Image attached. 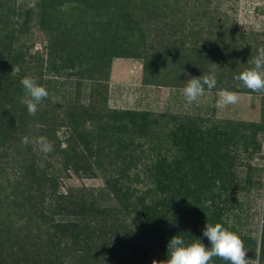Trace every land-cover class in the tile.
Returning a JSON list of instances; mask_svg holds the SVG:
<instances>
[{
	"label": "trees",
	"instance_id": "trees-1",
	"mask_svg": "<svg viewBox=\"0 0 264 264\" xmlns=\"http://www.w3.org/2000/svg\"><path fill=\"white\" fill-rule=\"evenodd\" d=\"M30 2L0 0V264H109L102 255L116 258L115 249L107 247L113 242L122 250L131 246L132 255L121 264H152L168 258L167 245L175 235L186 243L198 238L210 247L203 236L206 223H221L237 233L249 257L264 264V225L257 239L243 223L237 227L236 221L229 222L233 200L242 210L245 207L232 190L246 185L225 175L235 159L232 143L241 142L244 150L251 149L249 154L260 151V142L259 146L255 142L264 131V118L259 123L230 122L217 136L200 127L210 126V118L182 116L187 125L180 127L176 115L167 114L176 119L167 124L166 113L109 105L114 58H143L145 68L156 71L150 75L156 81L150 83L184 87L190 77L212 71L217 77L226 74L221 61L214 66L213 56L224 58L223 46L231 55L234 41L225 39L235 38L236 26L226 23L220 34L215 32L218 54L207 55L201 43L211 39L201 32L192 38L191 50L175 47L178 39L174 43L158 22L165 18L166 26L176 25L184 14L187 20L190 0ZM218 8L219 3L207 7L212 24ZM33 27L43 37L42 48L35 52L38 35ZM171 30L174 34L175 27ZM183 32L179 30L178 36L187 39ZM258 41L254 38L247 45L254 48L245 49L246 54L258 53ZM174 51L181 57L175 62L189 75L182 83L172 81L169 74L158 82L166 74H161V64L175 65ZM25 76L49 92L35 116L20 102ZM220 86L214 89H227ZM23 136L31 141L45 136L53 151L45 154L34 142L24 145ZM193 137L199 141L196 146ZM225 162L228 166L220 170ZM74 175L100 176L104 185H67L61 191V178ZM247 177L251 186L264 185L261 177ZM234 215L241 220L240 212ZM253 218L247 216L245 225ZM210 264L230 262L214 257Z\"/></svg>",
	"mask_w": 264,
	"mask_h": 264
},
{
	"label": "rangeland",
	"instance_id": "rangeland-1",
	"mask_svg": "<svg viewBox=\"0 0 264 264\" xmlns=\"http://www.w3.org/2000/svg\"><path fill=\"white\" fill-rule=\"evenodd\" d=\"M31 4L33 0H30ZM193 2H195L193 4ZM216 3H219V13L214 20V24L211 23V20L208 19L207 16V7L213 6ZM191 8L188 9L187 12V20L186 14H184L183 19L181 16L178 17L176 25H165V18H158V22L160 26H163V31L167 32V36L172 37L171 40L175 43V47H179V45H183L187 47L188 50L194 48V38L198 35V32H201L205 38H209L211 40H207L206 42H200L201 46L205 48V53L217 55V46L213 40V35H218L219 29L225 26L227 23L229 27L230 25L236 26V36L232 38V35L226 36V42L228 41V37L230 41L233 42L234 50H231V55L226 53L227 50L223 49V45H219L221 53H223L224 58H220V56L214 57V66L218 67L217 64L220 61L223 63V67L225 68L226 74L223 76H218L217 81L218 85H222L230 91H235L240 94V101L235 105H229L225 109H217L215 107V102L217 99L218 89H213L211 91L205 90V93L202 97H199L198 100L192 104H188L183 96L182 89L183 87H173L168 85L160 86L157 83H150L151 81H156L150 77V75L154 74L156 71L151 66L149 69L145 68V60L139 57H118L114 58L112 62L110 78H109V105L111 107L116 108H148L152 109L158 113H166V116L163 119V122L170 124L176 123V119H171L168 115H176L178 116L177 121L180 124V127H185L186 121L182 116H190V117H205L210 118L211 122L210 126L201 125L203 129H207L208 132L215 134L217 136H221V131L228 128V124L230 122L233 123H242L248 121H257L258 123L263 121L264 114L262 107V97H264V92L260 94L250 93L247 91H238L243 87L242 82L234 79L236 75L239 74L238 69H245V66H251L253 61L257 55V53H247L249 52V48L253 46H247L254 38H258V47L264 48V0H213V2L206 3L203 5L198 0H190ZM194 5V6H193ZM178 7V6H177ZM176 7V8H177ZM193 10H195L193 12ZM185 11V10H183ZM199 11V14L198 12ZM196 12V14H195ZM182 20H186L184 24H182ZM170 27V28H168ZM175 27V33L173 34V29ZM221 28V29H222ZM34 32L38 35L34 42V47L32 52H35L37 49H41L42 39L40 38L41 32L38 31L37 27H33ZM178 30V32H177ZM179 30L186 33L188 38L185 39L184 36H178ZM218 32V34H215ZM162 33V32H161ZM172 33V35H171ZM185 39V40H184ZM199 43V44H200ZM173 44V43H172ZM254 48V47H253ZM238 49V50H237ZM252 50V49H251ZM179 52L174 51L171 53V57L173 58L174 66L163 63L160 67L161 74H165V78L159 79L158 82H164L169 77L173 75V80L175 83H182L185 81L186 73L181 69V66L177 64L175 61L179 56ZM251 55V57H250ZM229 56V57H227ZM250 57V58H249ZM181 58V57H180ZM182 60L186 62V58L182 57ZM216 64V65H215ZM155 65V64H154ZM198 66V65H197ZM196 66V67H197ZM165 67V68H164ZM168 67L170 69H168ZM193 69H195V64L192 65ZM170 72V73H169ZM172 79V78H171ZM178 79V80H177ZM176 80V81H175ZM221 87V86H220ZM219 87V88H220ZM264 100V99H263ZM168 114V115H167ZM172 120V122H171ZM175 121V122H174ZM207 124V123H205ZM176 125V124H175ZM198 127V126H197ZM182 134V131L180 132ZM199 134V133H198ZM197 134V137L199 136ZM193 143L195 142V146L197 145L198 139L193 137ZM188 142V141H187ZM260 142V151H253V153L249 154L251 149L244 150V146L241 145V142L238 145L232 143L230 153L235 156L233 159L232 168L229 167L230 172H225V175L232 180H243L241 185H246L244 189H235L232 190L233 196L237 198V200L244 201L245 206L242 210L239 206L235 205L233 200V210L230 212V220L229 222L236 221L235 225L239 227L242 224L243 229H252V236L257 237V239L261 236V230L264 225V185H260L255 187V185H250L246 179L247 176H251L259 179L261 177V181L263 184L264 181V131H259V134L256 137L255 145ZM216 143L219 141L213 142V146H216ZM221 143V142H220ZM250 148H253L252 144ZM247 151V152H246ZM220 152L224 153L225 149L221 148L220 144ZM225 166H223L220 170L224 169V167L228 166L225 162ZM213 165V164H212ZM256 167V168H255ZM220 168V167H219ZM61 191H66L67 185L71 186H81L85 185L86 187H99L104 185L103 179L99 177H79L72 176L62 177L60 180ZM249 186V187H248ZM225 206V205H223ZM240 212L241 220H238L235 213ZM251 216L253 221L251 224H246V217ZM109 249H115L116 258L110 256L108 254H103V262L109 264H121V262L127 261L130 255L131 246L127 249L121 248V246H116V243L108 244ZM120 247V248H119ZM119 248V249H118ZM247 251V250H246ZM250 254L246 253V258L250 259L249 264H258L257 260H254L249 257ZM69 261V259H67Z\"/></svg>",
	"mask_w": 264,
	"mask_h": 264
},
{
	"label": "clouds",
	"instance_id": "clouds-1",
	"mask_svg": "<svg viewBox=\"0 0 264 264\" xmlns=\"http://www.w3.org/2000/svg\"><path fill=\"white\" fill-rule=\"evenodd\" d=\"M253 65V67L240 72L234 79L242 82L243 86L252 92H264V48L258 50ZM186 75L189 74L186 73ZM20 84L25 92L20 102L26 105L29 115L35 116L42 101L49 96V92L46 87L40 85L31 76L22 78ZM216 85L217 75L215 71H212L200 77H190L186 81L182 93L185 101L192 104L204 95L206 89L211 91ZM239 101L240 94L238 92L221 89L217 92L215 107L225 109ZM33 142L45 154L53 151L52 142L45 136H40L35 141H31L28 136H23L21 139V143L24 145ZM203 236L210 242V247L198 238L191 243H186L182 237L173 236L167 245L168 258L164 261L153 260L152 264H210L214 257H219L230 264H249L250 259L246 258L248 251L245 249L243 240L237 233L228 230L221 223L215 225L206 223Z\"/></svg>",
	"mask_w": 264,
	"mask_h": 264
}]
</instances>
